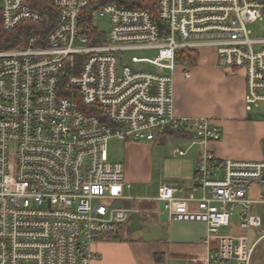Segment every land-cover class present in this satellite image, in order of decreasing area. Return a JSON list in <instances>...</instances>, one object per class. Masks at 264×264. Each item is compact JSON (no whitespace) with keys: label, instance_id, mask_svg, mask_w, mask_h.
<instances>
[{"label":"built area","instance_id":"built-area-1","mask_svg":"<svg viewBox=\"0 0 264 264\" xmlns=\"http://www.w3.org/2000/svg\"><path fill=\"white\" fill-rule=\"evenodd\" d=\"M92 1L50 0L51 30L0 51V264H90L91 245L117 237L131 213L114 205L124 167L109 159L108 140L153 143L169 127L192 131L203 151L193 186L199 197L159 186L167 218L207 226L203 243L217 249L203 264H250L257 241L248 230L262 224L252 207L264 204V138L261 161L217 158L208 144L220 128L175 114L174 74L179 50L210 51L220 68L243 72L246 108L264 105V36L247 29L264 22V0L106 2L94 14L109 20L106 35L98 28L99 43L80 30ZM0 19L9 32L44 16L25 0H0ZM143 50L154 57L126 56ZM180 66L188 78L189 62ZM252 185L261 190L256 199L247 198Z\"/></svg>","mask_w":264,"mask_h":264},{"label":"crops","instance_id":"crops-1","mask_svg":"<svg viewBox=\"0 0 264 264\" xmlns=\"http://www.w3.org/2000/svg\"><path fill=\"white\" fill-rule=\"evenodd\" d=\"M183 70L177 65L174 74L175 114L206 117L220 128V139L208 144V149L220 160L261 161L264 119L255 118L251 109L245 106L243 72L220 68L210 51L201 52L199 60L190 65L188 78L183 75ZM125 143L130 149L133 142ZM146 147L138 159L133 160L129 153L125 162L119 161L124 167L123 197L119 201L121 207L130 210V214H138L139 222L155 226L153 232L135 236L130 228L132 220L129 215L117 237L91 245L93 258L90 264H203L207 254L217 249L215 241L208 245L203 243L207 226L202 222L169 220L162 201L158 199L159 186L164 183L173 187L181 197L201 195L200 191L193 190V186L196 162L203 147L192 131H179L172 127L157 135L154 142ZM179 151L184 153L180 155ZM152 157L160 177L155 188L146 187L155 175ZM218 172L221 176V171ZM249 193L252 197L248 196ZM259 194L250 188L247 198L256 199ZM253 207L252 213H255ZM238 212L232 218L233 223ZM163 225L166 233L160 238L164 234L160 230ZM262 237L264 231L254 241L258 243ZM251 264L261 263L253 259Z\"/></svg>","mask_w":264,"mask_h":264},{"label":"trees","instance_id":"trees-1","mask_svg":"<svg viewBox=\"0 0 264 264\" xmlns=\"http://www.w3.org/2000/svg\"><path fill=\"white\" fill-rule=\"evenodd\" d=\"M29 7L35 11L40 12L44 19L40 23L23 22L14 30L5 32L1 27L0 19V50L23 48L29 36H37L41 38L51 30L57 18L56 9L52 6L50 0H25ZM106 2H116L118 4H125V0H93L89 6L82 12L80 18L81 33L88 36L91 43H99L103 41V33L98 30L94 19L95 11L98 7ZM145 3H139V6H144ZM199 57L196 50L181 49L177 54L176 62L178 65L185 60L190 65H194ZM76 70H79L80 64L83 61V56H77ZM180 131V130H179Z\"/></svg>","mask_w":264,"mask_h":264},{"label":"rangeland","instance_id":"rangeland-1","mask_svg":"<svg viewBox=\"0 0 264 264\" xmlns=\"http://www.w3.org/2000/svg\"><path fill=\"white\" fill-rule=\"evenodd\" d=\"M95 20H96V24L98 26V28L106 35V33L108 32V28H109V20L108 18L105 17H98L95 16ZM247 29L251 31L253 36H264V22L261 21H255V22H251L247 24ZM130 55H135L138 57H148V58H153L155 55V51L154 50H143V51H139V52H131V53H127L126 56H130ZM197 60H199V57L197 58ZM144 69L150 70V71H155L156 69L152 66L149 65H144L143 66ZM239 72H241V70H239ZM252 113L254 114L255 118H259V119H264V105H260L258 107H252L251 108ZM126 143L117 139V138H110L107 142V150H108V154H109V159L110 160H116V161H126V156L129 155L132 157V159H138L139 155L144 154L143 148L146 149L148 147H146V145L148 146L149 144L152 143H143V142H133L131 143V147L130 149H128V147L125 145ZM146 144V145H145ZM153 146V145H150ZM142 147V148H140ZM154 157H152V167H153V171L155 173L154 177H152V180L150 181V183H148L146 185V187H151V188H155L157 187V185L159 184V179L160 177L157 174V168L155 166V164L153 163ZM135 185V184H133ZM251 190L253 192L256 193H260L261 194V190H259L258 188H256L254 185L251 186ZM260 191V192H259ZM259 194V196H260ZM249 197H252V194L249 193L248 195ZM256 197H258V195H256ZM239 207L235 208V211H238ZM253 212L260 214V216L262 217V223L260 227H250L248 230V234L250 237V242L252 243L258 236H260L262 234V232L264 231V204H255L253 207ZM220 233H227L228 230L225 227H221L219 229ZM256 259L257 262H260L261 264H264V237L260 238L258 243H256L255 246V251L253 253L252 259ZM250 261V264H251ZM263 261V262H262ZM229 264H233V262H229Z\"/></svg>","mask_w":264,"mask_h":264},{"label":"water","instance_id":"water-1","mask_svg":"<svg viewBox=\"0 0 264 264\" xmlns=\"http://www.w3.org/2000/svg\"><path fill=\"white\" fill-rule=\"evenodd\" d=\"M114 205L116 207H121V202L116 201ZM130 219L132 220V224H131L130 228H131L132 232L135 234V236H140V235L144 236L145 232H148V233L153 232L152 228L155 226H152V225L147 224V223L139 222V217H138L137 213L130 214ZM160 230L163 231L162 233H164V234L160 235V238H162V237H164V235L166 233V226L165 225L160 226Z\"/></svg>","mask_w":264,"mask_h":264},{"label":"bare ground","instance_id":"bare-ground-1","mask_svg":"<svg viewBox=\"0 0 264 264\" xmlns=\"http://www.w3.org/2000/svg\"><path fill=\"white\" fill-rule=\"evenodd\" d=\"M6 50H11V49H6ZM1 51V50H0ZM2 51H4V50H2Z\"/></svg>","mask_w":264,"mask_h":264}]
</instances>
